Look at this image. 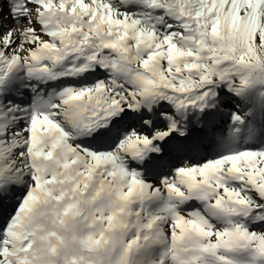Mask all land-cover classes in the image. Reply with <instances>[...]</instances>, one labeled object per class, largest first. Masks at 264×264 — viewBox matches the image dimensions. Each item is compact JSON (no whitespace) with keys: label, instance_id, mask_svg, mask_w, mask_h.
<instances>
[{"label":"snow or ice","instance_id":"1","mask_svg":"<svg viewBox=\"0 0 264 264\" xmlns=\"http://www.w3.org/2000/svg\"><path fill=\"white\" fill-rule=\"evenodd\" d=\"M0 264H264V0H0Z\"/></svg>","mask_w":264,"mask_h":264}]
</instances>
